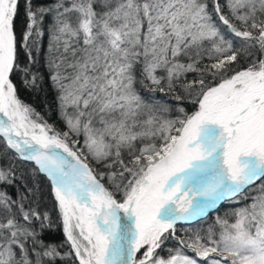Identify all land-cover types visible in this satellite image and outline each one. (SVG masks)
<instances>
[{"label": "snow or ice", "instance_id": "1", "mask_svg": "<svg viewBox=\"0 0 264 264\" xmlns=\"http://www.w3.org/2000/svg\"><path fill=\"white\" fill-rule=\"evenodd\" d=\"M0 264H264V0H0Z\"/></svg>", "mask_w": 264, "mask_h": 264}, {"label": "trees", "instance_id": "2", "mask_svg": "<svg viewBox=\"0 0 264 264\" xmlns=\"http://www.w3.org/2000/svg\"><path fill=\"white\" fill-rule=\"evenodd\" d=\"M36 67L38 66L33 67V71L36 70ZM11 78L13 80V83L17 87V95L22 102L34 108L35 111L39 113V115L43 118V120L56 127L57 130L63 129V125L59 121L58 109L55 100V92L49 86V83L47 81L44 82L43 86L40 89H33L24 83V75L22 73L14 72ZM191 108L192 106L189 105V110H191ZM43 183L45 184V186H47V181H43ZM47 207L50 211L53 221L55 222L52 234L49 239L58 243L63 242L66 238L63 235L62 223L58 219L56 211L52 207V205L48 204ZM225 210H228V208H222L221 210H217L216 214L224 216ZM211 217H213V214L209 215L207 219L211 220ZM177 234L180 236L179 232ZM174 242L175 241H172L171 243ZM68 248L69 245L65 243L64 250H67Z\"/></svg>", "mask_w": 264, "mask_h": 264}, {"label": "rangeland", "instance_id": "3", "mask_svg": "<svg viewBox=\"0 0 264 264\" xmlns=\"http://www.w3.org/2000/svg\"><path fill=\"white\" fill-rule=\"evenodd\" d=\"M222 208H228V209H230L231 208V205H224V206H222ZM216 211L210 213V215L213 214V217H211V220L212 221H214V219H215V216H216V213H217ZM211 220L210 219H207V220H205L203 222L197 221V222H193V224L195 225V227L203 228V227H206L208 223H211L212 222ZM182 229L195 230L193 228V226H189V225H177V233L179 232V234H180L181 237H185L188 234L185 231H183ZM171 245H175V242L174 243H171Z\"/></svg>", "mask_w": 264, "mask_h": 264}, {"label": "water", "instance_id": "4", "mask_svg": "<svg viewBox=\"0 0 264 264\" xmlns=\"http://www.w3.org/2000/svg\"><path fill=\"white\" fill-rule=\"evenodd\" d=\"M216 210H214L213 212H215ZM178 225H181V224H178Z\"/></svg>", "mask_w": 264, "mask_h": 264}]
</instances>
